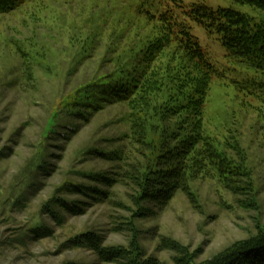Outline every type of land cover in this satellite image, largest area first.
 <instances>
[{
	"label": "rangeland",
	"instance_id": "rangeland-1",
	"mask_svg": "<svg viewBox=\"0 0 264 264\" xmlns=\"http://www.w3.org/2000/svg\"><path fill=\"white\" fill-rule=\"evenodd\" d=\"M177 1L185 11L204 4L264 19L237 0ZM140 2L146 0H26L0 13V264H207L264 227V80L188 15L222 73L208 89L206 132L235 153L236 172L204 163L191 171L189 194L179 191L162 208L143 202L145 210L123 178L113 187L90 180L143 162L135 142L142 131L155 148L153 161L167 137L164 124L182 132L190 125L180 115L162 118L167 106L186 109L190 101L175 91L171 74L180 60L173 50L159 54L152 71L148 66L131 103L99 102L95 89L126 72L129 81L140 69L134 55L157 36L154 23L137 13ZM90 104L105 106L83 119L79 111ZM95 150L127 151L128 160L102 159ZM95 185L107 196L84 189ZM96 244L121 254L102 255Z\"/></svg>",
	"mask_w": 264,
	"mask_h": 264
},
{
	"label": "trees",
	"instance_id": "trees-1",
	"mask_svg": "<svg viewBox=\"0 0 264 264\" xmlns=\"http://www.w3.org/2000/svg\"><path fill=\"white\" fill-rule=\"evenodd\" d=\"M25 1L0 0V13H9ZM237 1L243 4H250L264 12V0ZM146 3L150 5L149 9L143 8ZM137 8L138 14H145L143 17H145L147 22L154 23L157 36L155 39L148 40L139 53L137 52L136 55L134 53L131 54L139 56L140 69L128 75L129 81L127 80L126 72V78L112 80L95 89L101 96L99 102L108 105L113 103H131L136 96L135 92L139 90L137 88L142 80L144 81L148 66L162 52L173 50L179 55L180 62L173 74H171L168 67L166 70L171 74L173 80L177 82L175 91L182 95L186 93L190 101L186 109L179 103L167 106V109L163 110L162 118L167 122L169 120L167 118L170 116L180 115L181 119L189 118L190 125L186 132H182L180 127L179 131L174 130L178 125L171 127L164 124L167 137L166 139L164 137V140L161 141L160 148L162 150L159 151L156 160L153 161L150 159L149 152H155V148L143 136L147 135V131H142V136L135 138V142L139 149L143 151L141 152L143 162H133L125 170L122 164L119 163V166H122L119 167L122 172L119 170L105 173L98 172L90 180L113 187L123 178L124 182H127L135 189L132 195L137 206L140 207L143 202L149 201L162 208L167 206L179 191L190 193L191 171L196 173L199 168L205 169L204 163L208 166L216 167L219 172L223 173L232 174L237 169V163H234L235 153L228 152L221 145H215L214 143L216 142L209 135L210 131L206 132L204 121L206 112H204V109L207 107L205 101L208 89L212 80L216 76L222 77V73L202 48L198 39L192 34L190 25L184 15H188L189 18L203 25L210 33L217 34L226 48L227 55L233 61L244 64L247 68L260 73L263 80L264 19L258 23L254 18L236 10L223 8L215 10L204 4H193L191 9L185 11L182 10L183 7L179 5L177 0H172V2L169 0H146V2H140ZM178 10H181V12H178ZM156 66L153 63L151 71ZM189 70L192 75L188 72ZM151 71L146 77L152 74ZM249 81L255 85L259 84L254 79H249ZM154 83H156V78ZM260 84L264 92V82ZM188 86H191V88L186 92ZM148 88L151 89V86ZM143 93H146V90ZM104 106H97V104L84 105L83 108L85 110H80L79 115L86 119V115H89L88 113L94 110L100 111ZM68 129L70 132L73 130V128ZM130 140H133V137ZM157 146L159 148V144ZM157 146H155L156 149ZM95 151L102 159H116L118 162L128 160L127 151H120L117 155L112 154L116 153L112 151ZM192 155L196 159L193 157L192 159ZM97 186H85L87 188L84 189L89 190L86 192H91L93 197L94 195H97L99 199L106 197L108 194L106 190ZM67 203V208H74L72 203ZM141 209L145 210L143 206L140 207ZM258 233L253 238L240 242L228 249L225 254L207 264H264V227ZM90 239H93V237H90ZM96 248L98 251H102V255L103 253L106 255L111 254L112 258L121 254L117 249L108 251L110 249H102L99 245ZM123 251L125 252L124 249Z\"/></svg>",
	"mask_w": 264,
	"mask_h": 264
}]
</instances>
